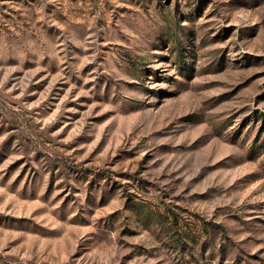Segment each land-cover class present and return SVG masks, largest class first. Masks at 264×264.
<instances>
[{
  "label": "rangeland",
  "instance_id": "rangeland-1",
  "mask_svg": "<svg viewBox=\"0 0 264 264\" xmlns=\"http://www.w3.org/2000/svg\"><path fill=\"white\" fill-rule=\"evenodd\" d=\"M0 264H264V0H0Z\"/></svg>",
  "mask_w": 264,
  "mask_h": 264
}]
</instances>
